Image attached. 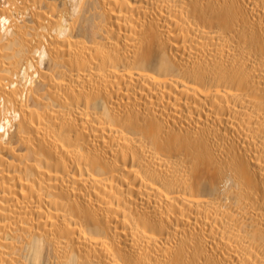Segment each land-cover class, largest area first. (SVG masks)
<instances>
[{
    "label": "bare ground",
    "instance_id": "6f19581e",
    "mask_svg": "<svg viewBox=\"0 0 264 264\" xmlns=\"http://www.w3.org/2000/svg\"><path fill=\"white\" fill-rule=\"evenodd\" d=\"M0 264H264V0H0Z\"/></svg>",
    "mask_w": 264,
    "mask_h": 264
}]
</instances>
